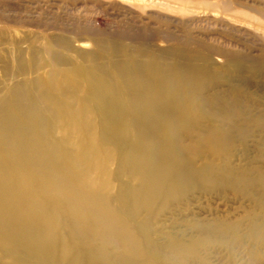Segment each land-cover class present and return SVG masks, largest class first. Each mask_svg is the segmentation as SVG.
<instances>
[{"label":"rangeland","instance_id":"1","mask_svg":"<svg viewBox=\"0 0 264 264\" xmlns=\"http://www.w3.org/2000/svg\"><path fill=\"white\" fill-rule=\"evenodd\" d=\"M131 57L193 69L190 96L180 97L184 122L220 143L192 146L180 130L173 149L186 147L181 159L202 176L179 177L176 191L145 206L122 163L133 125L121 109L110 116L105 86L117 85L114 67ZM15 90L44 118L61 177L88 189L81 168L95 178L128 244L92 221L86 236L71 231L57 207L53 248L30 252L0 238V264H122L116 255L128 264H264V0H0V100L15 101ZM48 97L69 101L77 119H50ZM83 131L94 147L85 163Z\"/></svg>","mask_w":264,"mask_h":264},{"label":"bare ground","instance_id":"2","mask_svg":"<svg viewBox=\"0 0 264 264\" xmlns=\"http://www.w3.org/2000/svg\"><path fill=\"white\" fill-rule=\"evenodd\" d=\"M124 66L123 69L114 67L117 85H105L109 96L107 103L112 110L111 117L117 116L121 109L124 111L123 121H130L133 125L132 141L127 144L129 148L122 163L128 162L137 185L131 192L141 193V205L145 206L154 196L166 197L176 191L179 177L201 175L200 172H191L190 161L185 157L182 161L186 147L173 149L179 144L180 130L185 129L191 138L194 137L192 146L205 144L208 149V146L211 148L220 143L215 134H197L190 124L184 122L185 108L180 97L190 96L193 69L173 63L146 61L139 64L133 57L126 60ZM99 79L104 80L102 77ZM115 89L122 98L116 97ZM14 93H17L15 101L14 98L12 101L0 100V144L8 146L0 149L5 156L0 157V238L6 243H24L30 252L34 246L36 251L46 253L57 240L53 238L52 229L57 224L53 220V211L58 207L65 217L63 226L68 225L71 231L82 228V235L86 236L88 230L85 226L92 221L96 229L105 228L106 232H111L107 236L109 241L128 244L125 227L104 205L99 188L95 189V178H89L86 170L81 168L79 176L82 174L89 182L92 181L88 189L89 183L75 185L61 177L64 170L56 158L59 156L57 145L42 135L44 118L28 104L23 93L17 90ZM46 99L55 104L53 110L47 111L50 119L64 111H68L66 114L72 120L77 119L71 112L69 101ZM79 135L86 137L77 145L85 163L94 147L86 132ZM64 157L67 159V153ZM145 161L148 164L145 165ZM67 162V166L72 164ZM39 195L45 197L47 205L40 203L42 196ZM83 251H86L84 246ZM116 259L128 264L124 255H116L111 260L117 262Z\"/></svg>","mask_w":264,"mask_h":264}]
</instances>
